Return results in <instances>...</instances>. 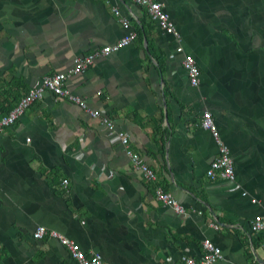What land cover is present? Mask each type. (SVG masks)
<instances>
[{
  "label": "crops",
  "instance_id": "crops-1",
  "mask_svg": "<svg viewBox=\"0 0 264 264\" xmlns=\"http://www.w3.org/2000/svg\"><path fill=\"white\" fill-rule=\"evenodd\" d=\"M159 1L172 34L131 0H0V114L76 57L136 34L66 83L112 130L47 91L0 134V264H79L58 239H36L38 226L109 264L200 263L207 238L222 250L214 264H264V229L252 228L264 215V0ZM206 111L232 177L208 173L221 147Z\"/></svg>",
  "mask_w": 264,
  "mask_h": 264
},
{
  "label": "built area",
  "instance_id": "built-area-1",
  "mask_svg": "<svg viewBox=\"0 0 264 264\" xmlns=\"http://www.w3.org/2000/svg\"><path fill=\"white\" fill-rule=\"evenodd\" d=\"M131 1L146 6L151 17L157 22L158 26L162 30L171 34L175 32L174 24L171 21L168 13L164 10L163 5L159 0ZM123 23L125 28H128L130 26L127 20L123 21ZM135 38L136 34L134 32H130L129 34L125 35L122 39L113 44L106 45L102 49L95 50L94 52L88 55L76 57L75 63L70 70L60 71L53 75L45 76L39 83L33 85L30 88L28 93L20 100L19 104L14 107L12 111H10L8 114H0V134L3 132L5 127L14 124V122H16L18 118L25 112V109L28 108L36 100L41 99L47 91L53 92L58 98L70 95L69 90L66 88V83L68 79H70L72 74H77L85 71L87 68H89L95 63L98 57L108 55L111 52L118 51L128 46V44L132 43ZM177 50L179 52H182L183 47H178ZM184 66L188 73L191 84L198 85L200 81V68L191 55L185 56ZM70 98L73 99V101L77 103L79 107L86 110L90 116L100 117L103 115V122L107 125L110 130L113 129V123L109 118H107V116H104L102 110L90 107L89 104L81 97L70 95ZM202 124L204 128L210 129L213 132L221 147V155L212 161L211 168L208 171L209 175L212 178H215L217 173L219 172L225 177H232L235 172L233 161L231 156L229 155L228 148L223 145L220 139L219 132L214 125L213 117L210 111H206L204 113ZM113 139H117L122 141V143H126L128 142V135L122 131H116V133H113ZM131 156L133 158L134 163L139 165V156L137 154ZM216 171L218 172L216 173ZM149 175L150 174H148V177H154ZM67 182V180H64L65 184ZM157 196L159 200L172 205L179 212H184V207L179 205L170 193L158 189ZM252 228L255 231L264 229V215L258 214L255 216L252 222ZM45 235H50L51 237L58 239L60 242L66 245L71 254L73 255L74 259H76L79 264H109L104 260L101 254L95 253L93 255H88L82 250L78 243L69 240L67 237L63 236L55 230H48L45 226H38L34 232L35 238L40 239L43 238ZM202 246H204L205 249L203 260L198 263L195 259L189 257L184 260L185 264H214L219 258L222 257L221 248L219 246H216L212 240L208 238L204 239Z\"/></svg>",
  "mask_w": 264,
  "mask_h": 264
},
{
  "label": "trees",
  "instance_id": "trees-1",
  "mask_svg": "<svg viewBox=\"0 0 264 264\" xmlns=\"http://www.w3.org/2000/svg\"><path fill=\"white\" fill-rule=\"evenodd\" d=\"M149 14H150V13H149ZM33 103H34V102H33ZM18 104H19V102L17 103V105H18ZM17 105H16V106H17ZM16 106H15V107H16ZM217 158H218V157H217Z\"/></svg>",
  "mask_w": 264,
  "mask_h": 264
},
{
  "label": "bare ground",
  "instance_id": "bare-ground-1",
  "mask_svg": "<svg viewBox=\"0 0 264 264\" xmlns=\"http://www.w3.org/2000/svg\"><path fill=\"white\" fill-rule=\"evenodd\" d=\"M50 75H53V74H50ZM46 76H48V75H46Z\"/></svg>",
  "mask_w": 264,
  "mask_h": 264
}]
</instances>
